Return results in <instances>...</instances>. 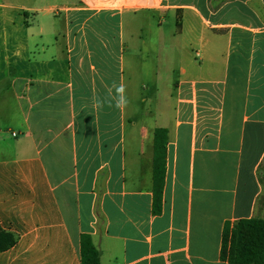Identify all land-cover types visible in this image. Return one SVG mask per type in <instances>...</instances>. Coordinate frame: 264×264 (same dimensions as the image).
Listing matches in <instances>:
<instances>
[{"label": "crops", "instance_id": "1", "mask_svg": "<svg viewBox=\"0 0 264 264\" xmlns=\"http://www.w3.org/2000/svg\"><path fill=\"white\" fill-rule=\"evenodd\" d=\"M151 51L179 71L154 109L134 85ZM262 178L264 0H0V223L17 238L0 264H81L82 234L101 264H228L224 225L264 219Z\"/></svg>", "mask_w": 264, "mask_h": 264}, {"label": "trees", "instance_id": "2", "mask_svg": "<svg viewBox=\"0 0 264 264\" xmlns=\"http://www.w3.org/2000/svg\"><path fill=\"white\" fill-rule=\"evenodd\" d=\"M168 131L157 128L155 131L154 158V203L153 213L160 214L166 172ZM264 183V178H262ZM16 236L5 231L0 223V253L16 244ZM81 264H101L100 254L92 237L81 235ZM220 258L228 264H264V219H240L226 222L222 232Z\"/></svg>", "mask_w": 264, "mask_h": 264}, {"label": "rangeland", "instance_id": "3", "mask_svg": "<svg viewBox=\"0 0 264 264\" xmlns=\"http://www.w3.org/2000/svg\"><path fill=\"white\" fill-rule=\"evenodd\" d=\"M172 28L174 25L172 24ZM167 29V27H166ZM157 31V23L155 22L153 27L149 29H144V34H149L151 39V44H157V41L153 38L155 37V33ZM152 49V48H151ZM148 68L145 71H139L136 73V78L134 79L135 91L137 90L139 93H142L143 96L149 97L151 104L150 106L154 109L157 106L158 99L163 97L168 90L169 82H173L178 80L179 78V71L176 70L174 72L168 73L164 70V67L159 65L158 58L156 54L151 51V54L147 61ZM178 69V64H176ZM143 84V86H142ZM146 85L148 86L147 89ZM145 86V87H144ZM144 87V88H143ZM140 100V98H139ZM146 105V104H145ZM132 106L134 109H138L141 111L142 103L141 101H134ZM142 112V111H141Z\"/></svg>", "mask_w": 264, "mask_h": 264}, {"label": "clouds", "instance_id": "4", "mask_svg": "<svg viewBox=\"0 0 264 264\" xmlns=\"http://www.w3.org/2000/svg\"><path fill=\"white\" fill-rule=\"evenodd\" d=\"M112 87L115 89V94L111 96V99L108 102V106L115 107L116 109L123 111L129 104L126 85L121 82L118 85L114 83ZM96 104L97 107L102 108L104 106V101L97 100Z\"/></svg>", "mask_w": 264, "mask_h": 264}, {"label": "built area", "instance_id": "5", "mask_svg": "<svg viewBox=\"0 0 264 264\" xmlns=\"http://www.w3.org/2000/svg\"><path fill=\"white\" fill-rule=\"evenodd\" d=\"M14 135H16V134H14Z\"/></svg>", "mask_w": 264, "mask_h": 264}]
</instances>
